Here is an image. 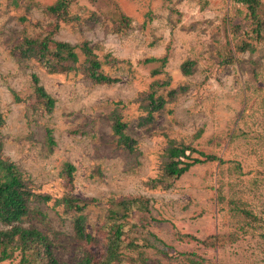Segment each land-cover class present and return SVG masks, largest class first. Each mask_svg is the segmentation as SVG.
Segmentation results:
<instances>
[{
    "label": "rangeland",
    "instance_id": "374dc122",
    "mask_svg": "<svg viewBox=\"0 0 264 264\" xmlns=\"http://www.w3.org/2000/svg\"><path fill=\"white\" fill-rule=\"evenodd\" d=\"M55 1L0 0L3 154L50 196L33 197L15 224L48 235L61 262L88 253L104 261L112 200L141 197L149 210L132 211L110 264H264V0L255 15L245 0H75L67 19L45 13ZM51 30L76 47L73 68L51 53H24L26 38ZM84 42L118 81L86 74ZM34 75L55 98L50 111ZM152 93L164 98L160 109ZM116 113L134 151L119 144ZM170 141L222 161L167 177ZM66 195L91 201L83 214L93 242L77 237ZM211 235L224 243L201 242ZM21 256L18 248L0 264Z\"/></svg>",
    "mask_w": 264,
    "mask_h": 264
},
{
    "label": "trees",
    "instance_id": "16d2710c",
    "mask_svg": "<svg viewBox=\"0 0 264 264\" xmlns=\"http://www.w3.org/2000/svg\"><path fill=\"white\" fill-rule=\"evenodd\" d=\"M75 0H56L53 4L45 7L44 11L48 15L62 18H69V7ZM249 6L254 10L255 15L256 3L258 0H245ZM59 24H56V28ZM50 33L41 41L39 38H26L24 53L30 56H39L44 58L51 53L58 58L70 62L68 68H73L74 63L79 61V55L75 50V46L66 41H55L53 34ZM88 42H84L82 48L86 56L85 72L86 74L99 83H113L118 81V77H112L102 70V61L98 55L89 47ZM54 44V49L51 50L50 45ZM167 57L161 60L165 63ZM184 68H186L184 66ZM34 86L38 97H40L46 104L50 111L55 105V98L50 95L43 85L39 83V78L34 75ZM151 103L153 110L160 109L164 105V98L162 96L155 97V93L151 94ZM4 123V116L0 110V223L7 228L0 229V260H4L13 255L16 249L21 250V261L19 264H70L61 262L53 248L52 241L48 235L35 227H23L19 224L25 216L28 215L30 207V200L36 197L41 200L50 198L49 195L36 193L29 186V182L24 178L23 173L19 170L17 165L6 158L3 154V142L1 140V127ZM126 123L122 121L121 116L116 113L113 123V131L118 135L119 144L130 151H134L135 139L125 132ZM50 142L54 139L49 132ZM189 151V152H188ZM198 153V156H193V153ZM164 171L165 176L170 178H178L187 172L192 166L197 163H204L207 161L219 160L216 155L207 154L203 151L196 150L184 144H176L170 141L165 153ZM74 165L66 163V169L71 174L74 170ZM61 202L67 208L76 211L74 218V229L76 235L80 240L88 243L93 242L94 238L86 229V218L83 214L84 209L91 202L90 200L81 199L66 195L61 198ZM135 209L139 211H148V202L141 197H124L121 200H112V206L109 208L108 221L109 234L107 241V255L106 260H95L88 253L83 259L77 261L75 264H110L112 259L118 258L119 245L124 232L128 218ZM192 236V235H189ZM184 237L183 235L181 238ZM196 239L195 236H192ZM203 244L208 246H219L224 243L221 235H211L201 240ZM130 246L134 249H139L140 245L134 241L130 242ZM142 264H149L145 258L140 257Z\"/></svg>",
    "mask_w": 264,
    "mask_h": 264
}]
</instances>
